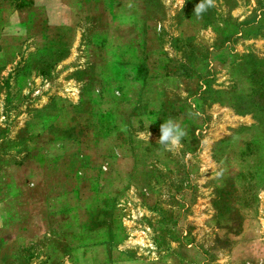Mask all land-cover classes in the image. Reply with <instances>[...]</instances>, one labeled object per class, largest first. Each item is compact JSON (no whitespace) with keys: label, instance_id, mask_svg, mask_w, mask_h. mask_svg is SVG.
Returning <instances> with one entry per match:
<instances>
[{"label":"rangeland","instance_id":"obj_1","mask_svg":"<svg viewBox=\"0 0 264 264\" xmlns=\"http://www.w3.org/2000/svg\"><path fill=\"white\" fill-rule=\"evenodd\" d=\"M118 1L114 11L108 0H60L49 15L79 20L77 60L32 58L28 74L18 58L3 75L10 134L59 89L81 87L69 80L76 64L94 60L117 80L106 84L112 122L85 114L78 124L79 169L51 167L48 201L16 202L28 230L0 226V264H264V0H215L200 17L201 0ZM107 30L109 42L95 37ZM169 118L188 133L175 152L158 144Z\"/></svg>","mask_w":264,"mask_h":264},{"label":"crops","instance_id":"obj_2","mask_svg":"<svg viewBox=\"0 0 264 264\" xmlns=\"http://www.w3.org/2000/svg\"><path fill=\"white\" fill-rule=\"evenodd\" d=\"M55 1L57 0L50 2L53 4L52 7H49L46 2H42L43 10L37 9L38 0H28L25 5H18L15 2L8 3V5L4 2L0 4V95L2 97L4 96L3 91L10 88L4 84L3 75L8 69L11 70L9 75L14 73L16 68L14 66L18 58L27 57L29 59L26 64L30 69L28 74L31 72L33 74L35 71V66L30 65L32 58L43 56L48 59L44 63L54 67L69 63L72 59L77 60L78 44L83 41L84 33H79L77 29L79 20L76 19L74 23L68 22L67 19L64 20L57 14L49 15L51 10L60 12L56 9L63 7L60 0L58 3H54ZM79 1L81 3H76L75 6L83 9L82 0ZM117 1L108 0L114 11L117 8ZM117 5L121 6L120 3ZM124 9L131 11L133 8L127 6ZM37 10L44 12L41 20L36 17ZM20 13H27V17H20ZM123 21L129 24L132 20L127 15ZM96 36L102 42H109L112 39L108 30L106 33H98ZM10 40L14 42L13 48H10L9 44L7 47L4 45ZM94 42L97 48H101L98 45L100 42L95 40ZM87 64L90 66L81 67L76 64L69 75V80L77 82L81 87L71 85V87H65L63 91L59 89L58 94L51 95L46 104L35 107L27 115L25 132L19 130H13L11 134L5 132L2 128L5 126V121H2V118L5 119L4 115L0 119V128H2L0 129V156L2 155L0 159V191H3L4 195V198L0 199V219L5 220L1 222L0 226L4 228L3 232L5 230L6 234L10 233L11 228L18 229V231L29 229L24 222H29L30 214L26 212L27 209H20L22 212L18 214L19 210L14 207L16 202L24 203L25 201L22 200L26 196L27 201L29 198L34 200L42 198L44 202L48 201L46 188L51 184L49 182L51 167L60 165L66 167L68 174L67 166L70 164L77 170L79 169L80 156L84 149L83 144L80 145L79 141L81 131L77 128L81 117L86 114L89 117L101 119L98 122L109 121L113 117L107 99L108 96L114 95L115 88L113 91L108 90L109 87L106 84L108 81L113 83L114 79L117 80V75L112 74L113 78L112 76L111 79L107 78L105 76L107 70L99 66L96 61L93 60ZM126 71V69L121 71L118 80L128 81L130 76L126 74ZM87 72L89 73L88 77ZM138 80L132 81L138 82ZM83 107L85 108L83 109ZM110 122H106L105 132L107 133ZM74 128L75 132L73 133ZM22 135L24 141L21 142L19 138ZM71 144L73 145L71 146ZM52 156L57 157L51 159ZM41 191L43 195L40 194ZM43 217L45 220V213ZM11 234L19 235L13 230Z\"/></svg>","mask_w":264,"mask_h":264},{"label":"clouds","instance_id":"obj_3","mask_svg":"<svg viewBox=\"0 0 264 264\" xmlns=\"http://www.w3.org/2000/svg\"><path fill=\"white\" fill-rule=\"evenodd\" d=\"M181 4H183V0H179ZM132 5L129 4L128 7ZM215 6V0H201L199 4L195 6V14L197 17H200L204 12H206L209 8ZM191 115V113H189ZM151 133L149 134L150 137ZM188 135L187 130L182 128L180 123L176 120L169 118L165 120L164 123L160 125V136L158 139V144L165 151L175 152L179 148L182 147V140ZM201 145L205 142L201 141ZM191 156V153L187 154L185 160H187ZM215 177H222L223 171L215 172Z\"/></svg>","mask_w":264,"mask_h":264}]
</instances>
